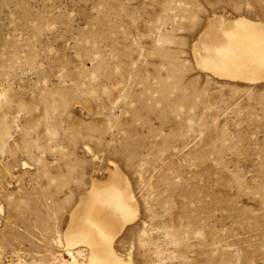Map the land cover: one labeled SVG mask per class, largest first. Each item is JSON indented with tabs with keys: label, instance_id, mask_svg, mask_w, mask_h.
<instances>
[{
	"label": "rangeland",
	"instance_id": "obj_1",
	"mask_svg": "<svg viewBox=\"0 0 264 264\" xmlns=\"http://www.w3.org/2000/svg\"><path fill=\"white\" fill-rule=\"evenodd\" d=\"M216 14L264 0H0V264H69L57 230L110 161L133 264H264V82L196 69Z\"/></svg>",
	"mask_w": 264,
	"mask_h": 264
},
{
	"label": "bare ground",
	"instance_id": "obj_2",
	"mask_svg": "<svg viewBox=\"0 0 264 264\" xmlns=\"http://www.w3.org/2000/svg\"><path fill=\"white\" fill-rule=\"evenodd\" d=\"M191 50L196 69L217 80L239 84L264 82L262 20L216 14L197 35ZM3 96L0 92V104ZM110 166L104 177H90L88 188L79 192L69 210L63 232L57 230L55 243L72 254L71 262L66 261L69 264H82L76 256L85 257L87 264H133L115 250L114 244L137 218L138 202L127 176L115 162L110 161Z\"/></svg>",
	"mask_w": 264,
	"mask_h": 264
}]
</instances>
